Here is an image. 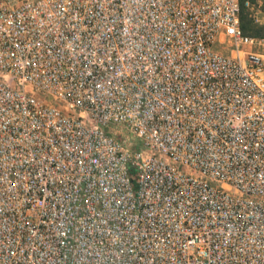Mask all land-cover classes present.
Instances as JSON below:
<instances>
[{"label":"built area","instance_id":"1","mask_svg":"<svg viewBox=\"0 0 264 264\" xmlns=\"http://www.w3.org/2000/svg\"><path fill=\"white\" fill-rule=\"evenodd\" d=\"M239 12L0 0V264H264V37Z\"/></svg>","mask_w":264,"mask_h":264},{"label":"trees","instance_id":"2","mask_svg":"<svg viewBox=\"0 0 264 264\" xmlns=\"http://www.w3.org/2000/svg\"><path fill=\"white\" fill-rule=\"evenodd\" d=\"M248 1L249 5H245ZM264 11V0H240L239 21L242 34L253 37H264V21L256 20L255 11ZM130 177L135 180V170L130 169Z\"/></svg>","mask_w":264,"mask_h":264},{"label":"rangeland","instance_id":"3","mask_svg":"<svg viewBox=\"0 0 264 264\" xmlns=\"http://www.w3.org/2000/svg\"><path fill=\"white\" fill-rule=\"evenodd\" d=\"M11 1H12V0H11ZM257 14H258L259 17L264 18V11H261V10L259 11V10H258V11H257ZM247 49H248V50H251V51H252V50H253V51H262V50H263V51H264V49H262V48H260V47H258V46H257V47H255V46H247Z\"/></svg>","mask_w":264,"mask_h":264}]
</instances>
